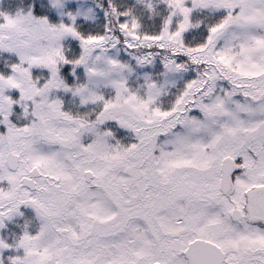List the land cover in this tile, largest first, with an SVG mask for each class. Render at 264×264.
<instances>
[{
    "label": "snow or ice",
    "instance_id": "6c2138e0",
    "mask_svg": "<svg viewBox=\"0 0 264 264\" xmlns=\"http://www.w3.org/2000/svg\"><path fill=\"white\" fill-rule=\"evenodd\" d=\"M0 264H264V0H0Z\"/></svg>",
    "mask_w": 264,
    "mask_h": 264
}]
</instances>
